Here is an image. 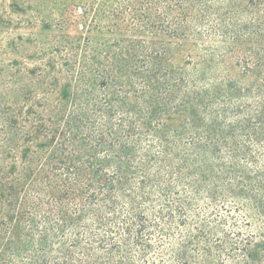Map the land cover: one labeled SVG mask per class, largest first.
Segmentation results:
<instances>
[{"label":"trees","instance_id":"16d2710c","mask_svg":"<svg viewBox=\"0 0 264 264\" xmlns=\"http://www.w3.org/2000/svg\"><path fill=\"white\" fill-rule=\"evenodd\" d=\"M11 1L0 264H264V0Z\"/></svg>","mask_w":264,"mask_h":264},{"label":"rangeland","instance_id":"374dc122","mask_svg":"<svg viewBox=\"0 0 264 264\" xmlns=\"http://www.w3.org/2000/svg\"><path fill=\"white\" fill-rule=\"evenodd\" d=\"M11 0H6L0 6V14L3 17V28L0 27V39L8 40L12 38L16 33L28 32V29H15L14 27H26L24 20L26 19L24 15L18 10ZM20 6V5H19ZM21 10V9H20ZM9 21V23H8ZM21 22V24H20ZM19 23V24H18Z\"/></svg>","mask_w":264,"mask_h":264}]
</instances>
